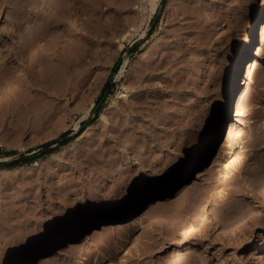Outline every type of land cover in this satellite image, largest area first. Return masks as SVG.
Segmentation results:
<instances>
[{
    "label": "rangeland",
    "instance_id": "obj_1",
    "mask_svg": "<svg viewBox=\"0 0 264 264\" xmlns=\"http://www.w3.org/2000/svg\"><path fill=\"white\" fill-rule=\"evenodd\" d=\"M48 1L29 0L19 26L0 11V57L9 55L0 61V264H11L89 201L115 203L186 154L206 131L252 16L264 6V0H156L152 11V0H56L62 12L77 1L69 4L78 13L74 40L90 45V53L65 44V55L73 47L67 56L75 58L74 73L54 67L60 77L54 80L52 71L53 83L33 88L39 69L35 80L10 55L37 23L42 28ZM80 23L96 27L87 26L92 40H80ZM51 30L61 38L60 28ZM255 44L251 76L237 86L220 137L198 169L158 195L148 214L143 203L32 264H264V36ZM56 139L67 142L41 148ZM96 147L114 149L112 170L101 168V175L94 166L101 176L89 163ZM104 176L106 185L99 183Z\"/></svg>",
    "mask_w": 264,
    "mask_h": 264
},
{
    "label": "bare ground",
    "instance_id": "obj_2",
    "mask_svg": "<svg viewBox=\"0 0 264 264\" xmlns=\"http://www.w3.org/2000/svg\"><path fill=\"white\" fill-rule=\"evenodd\" d=\"M28 1L29 0H0V11L3 12L2 14H4V12H6L5 15L7 17L5 16L6 17L5 20H7L9 22L8 19L15 16L16 19L14 17L13 18L16 21L17 17L20 16L23 13V11L26 12V9L29 7V6L26 7L28 5L27 3H29ZM59 1L57 2L56 0H51L49 5L46 4V6H47L46 10L47 9H49V10L48 11L45 10L46 11L45 13H47V12L48 13L45 14V17H43V20L41 19V22L43 21L41 23L42 28L39 25L37 27V24H39V23H37L35 28L33 27V29L31 31H29V33L27 32V35L29 34L28 37L26 36L27 38H25L23 36L25 39L23 42H22V40L21 41L19 40L20 38L18 39L19 43L17 41L16 44H20L22 42L20 44L19 48H18V46L16 48L14 47V49H13L14 52L12 51L13 53L8 52V51H7V53L5 52L6 54L11 53L10 58L11 57L13 58L16 55L17 59L15 56V60L20 62L19 64H21V63L23 64V65L21 64L22 66L18 65L19 68L24 66L25 72L28 75H32L33 79H35V77H37V82L33 80V82L34 83L36 82V83L31 84L33 86L36 85L33 88L36 87V88L45 89L46 85H48L47 83H49V82L53 83L54 80L58 79L60 77V76L58 77V75L62 71V69H60L58 66H61V68L65 67L64 69H66V70L68 69L70 71L74 67H76L75 65H77L75 60H74L75 58L73 59L72 54L67 56L69 53H73L72 52L73 47H74V49H76L75 47L81 46V45H77V43L75 42L78 34L76 33V31H77V29H76L77 27L75 26L76 22H75V24L73 22L74 20H77V19L73 20V18L74 17L76 18V15L78 13L77 14H74V12L72 13V9L75 7L73 5H75L77 3V1H76V3L74 1V4L72 2L69 3V4H72L73 8L71 7V5L69 6V4H68L67 6H69V7L66 6L65 9H63L66 12L65 11L62 12L61 8H64V7L63 6L60 7L61 2L59 3ZM71 1H73V0H71ZM155 1L156 0H152V3H151L152 4V11L155 9ZM62 3H64V2H62ZM214 3H217V0H213V4ZM64 5H66V4H64ZM60 10L62 12V13L60 12L61 14H63L64 12H65V14L61 15L59 13ZM74 11L77 12L76 9H74ZM42 13H44V11ZM23 15H24V13L19 18H22ZM64 19L67 21H64ZM12 20H11V22H12ZM20 20L18 22L16 21V24L15 23L14 24L16 26H19L20 24H18V23L20 22ZM111 20H113V19H111ZM114 20H115V18H114ZM7 21H6V23H7ZM81 21L79 20V22H81ZM77 22H78V20H77ZM110 22H113V21H110ZM88 23H90V22H88ZM43 24H44V26H43ZM104 24L106 26L109 25L106 23H104ZM104 24H103V26H104ZM80 25L82 26L81 31H84L83 32L84 34H81L82 37H80L81 38L80 40L84 39L85 42H88V40L90 38L89 32H91L88 30L89 29L92 30V28H91L92 25L87 24V26L90 27L89 29L87 28V26H84L85 24L83 25L80 23ZM81 26H80V28H81ZM74 27H76V28L74 29ZM49 28H54V30L55 29L57 30L60 28L61 31H63L62 35L65 36V38H63L62 35H61V38H58V36L55 35L57 33V31H60V30H57L56 33H54V31L52 32V30H51V33H54L55 37H53V34H52L53 38H49L52 41H48L47 36H48V34L51 35V33H48ZM95 28H94V30H96ZM99 29H100V31H102L103 28H99ZM105 31H106V29L104 30V32ZM92 32H91L92 35H90V36H93L95 34V33L93 34ZM99 33L101 34V32H99ZM102 34H103V31H102ZM79 36H80V34H79ZM263 36H264V6L262 7V9L260 11L255 12L252 16L250 30L248 31V34H247L245 41L238 48V50L235 54L231 74H230L223 90L221 91V94L219 95V100L215 106L214 113H213L211 119L209 120V125H208L206 131L199 137V139L194 141L190 150L186 154H184L166 173H164L159 178H156L155 180L153 179V180L143 184L139 188H132V190H130L127 195H125L121 199L117 200V202L115 201V203H112L110 205L94 206V203L92 202L93 200L89 201L86 204V208L69 213L68 216L64 220H62L56 227L52 228L48 232L46 231V233L43 234L37 240V242L35 244L29 246L28 248H25L24 250L22 249V250L18 251L17 254H15L14 258L12 259L11 264H32L33 262L36 261L37 258H39L40 259L39 262L42 263L44 261V257L53 249H58L62 245L67 244V243L73 241L74 239L85 235L87 232L93 230L96 227V225H98L104 221L114 223V221H116V220L126 219L127 217H129L131 215V213H133L136 210V208H138V206H140L143 203H146V205H148L146 208V211L144 213V214H148L154 206V199L158 195H160L162 193L165 195V194L171 192L182 181L187 179V177H189V175L192 174V172L195 169H198V167H200L204 163V161L206 160V157L208 156V153L210 152L211 148L218 141V138L220 137V133L222 131V126H223L224 122L227 120V118L229 117L228 111H229L230 106L232 104L233 98H234V96L236 97V95H237V93H236L237 92L236 91L237 86H239V83H241V82L245 83L246 80L251 76L252 69L254 66V63H252V60H253L252 57L254 58V56L256 55V53L254 52V50H255L254 46L256 45L255 44L256 41L260 40ZM77 38L79 40V37H77ZM21 39H22V36H21ZM71 41H73L72 43H75L77 46H75V44H73L74 45L73 46ZM49 42H50V44L48 45L47 43H49ZM77 42H80V41H77ZM65 44H67L68 46L69 45L73 46V47L72 46L70 47L72 49L69 48L70 51L67 50L68 47L65 48L67 51H69V53L67 55H65V53H64L65 50H62V48L64 49ZM86 44H88V43H86ZM81 47H83V43H82ZM85 47L86 48L83 47V49L81 48V51H79L80 49L77 47L78 49H76V51H78V52L83 51L82 53H84V55H85L86 53H88V51H89L88 47H90V45L89 46L87 45ZM15 49H16V51H15ZM61 52L64 53L63 57H64V55L67 56V58H65V60H64V58L62 59V53ZM84 55L82 54L81 56H82V58H84V61H85ZM6 56H9V55H5V57L2 56V58L5 60ZM70 56H72V57H70ZM2 58L0 57V61L3 60ZM78 58H80V56ZM8 60H9V58H8ZM79 60L80 59H78V61ZM17 61H16V63H17ZM2 62L4 63V61H2ZM12 62H13V60H12ZM8 63L12 64L10 61H8ZM86 63L90 64L89 61H86ZM79 64H81V63H78V65ZM82 65H85V64H82ZM6 66H3V67L7 68ZM46 66H48L47 68H50V70H48L46 68ZM54 67H56L57 70L60 69V71L58 70V72H60V73H57V70L56 71L53 70V69H55ZM1 68H0V70H1ZM22 69L23 68H21V70ZM36 69L38 71H37V75H35V77H34L33 74L36 73V72L34 73V71ZM45 69H47L48 71ZM73 70H72V72H73ZM5 71H7V70L5 69L4 72ZM52 71L55 75H57V74L58 75L55 77V75L52 73ZM25 72H24V74H25ZM45 72H49V74L52 73L53 75L50 74L48 76L47 73H45ZM65 72L66 71L64 70V73ZM66 73H68V71ZM73 73H72V75H73ZM24 74H23V76H24ZM27 74H25V75H27ZM68 74H71V73H68ZM9 75H10V72H9ZM47 76H48V78H47ZM54 77H55V79H54ZM24 78H25V76H24ZM27 78H28V76H27ZM31 80L32 79H30V81ZM22 82H25V80ZM29 85H30V83L28 84V86ZM31 85H30V87H31ZM49 85H50V83H49ZM26 86H27V82H26ZM42 86H45V87H42ZM18 88H21V87H18ZM29 90H30V88H29ZM31 90H33V89H31ZM19 91H21V89ZM85 116H86V114H85ZM100 120L104 121L105 116L102 115L100 117ZM105 121H107V120H105ZM106 133H108V132H106ZM103 137H105V135ZM114 138L115 137H113L112 140ZM105 139H107V138H105ZM110 147H113V146L111 145ZM110 147H108L109 151H106L107 148L104 151L103 149H105V148H103V147H102L103 149H99L98 147L93 148L94 150H96L97 148L99 149V150H96V152H94L93 149H91V150L88 149L89 154H92L93 152H94L93 153L94 155H95V153L98 154L97 157H95V158L91 157V158H94V160L92 159L93 161L89 162V163H92L91 165H93L94 171H95L94 166L96 168H99V170L101 168H105V170L108 168L111 169L110 167H112V165H110V162L113 160V157H111V159H112L111 160V159H108V156L112 152L114 154V149L111 152L112 149H110ZM85 155H87V154H85ZM100 155L103 157L104 160H102V159L100 160L98 158V156H100ZM87 156L85 158L87 160L88 159L91 160V158H87ZM88 157H90V156H88ZM96 158L99 159L100 161L97 160ZM88 165H89V167H91L90 164H88ZM88 165H87V168H88ZM114 165H116V164H114ZM85 170H86V168H85ZM83 171H84V168H83ZM87 171H89V168ZM96 171H97V169H96ZM96 171L94 172L95 174L98 173ZM104 171L103 172L101 171L102 174L101 173L100 174L103 175L104 173L108 172V170H106V172H104ZM89 172H91V170ZM100 174H99V176H101ZM104 177L105 178L101 177L102 180L99 182L102 185H106L109 182L108 177H106V176H104ZM90 182L91 181H89L88 183H90ZM97 182H98V180H97ZM75 183H77V182H74V184ZM88 183H86V184L89 185ZM99 183H94V184H99ZM86 184H84V185H86ZM75 185L73 187H75ZM102 185H100V186H102ZM67 186H69V185H67ZM89 186L91 188H93L91 185H89ZM95 187L98 188L97 185ZM79 188L83 189L84 187L83 188L79 187ZM69 189L70 188H68V190ZM80 189H77V191ZM83 191H85V190H83ZM83 191H80V192L82 193ZM88 191L89 190L87 189L86 192H88ZM112 198L113 197H111V199ZM107 199H109V198H107ZM113 200H111V201H113ZM137 228H141V227L138 226Z\"/></svg>",
    "mask_w": 264,
    "mask_h": 264
},
{
    "label": "trees",
    "instance_id": "obj_3",
    "mask_svg": "<svg viewBox=\"0 0 264 264\" xmlns=\"http://www.w3.org/2000/svg\"><path fill=\"white\" fill-rule=\"evenodd\" d=\"M67 142V140H62V139H56L55 141H53V142H49V143H45L44 145H42V149L43 150H46V148L48 147V146H50L51 144H54V145H56V146H61V145H64L65 143ZM24 160H26V161H28V160H30V159H28V158H23ZM8 166H10L9 164H8Z\"/></svg>",
    "mask_w": 264,
    "mask_h": 264
},
{
    "label": "water",
    "instance_id": "obj_4",
    "mask_svg": "<svg viewBox=\"0 0 264 264\" xmlns=\"http://www.w3.org/2000/svg\"><path fill=\"white\" fill-rule=\"evenodd\" d=\"M119 64H120V62L118 61V63H117L116 66H119ZM104 97H105V93H104L103 96L101 97V99H100V101L98 102V104L96 105V107H94L93 112H95L96 109L99 107V105H100L101 102L103 101Z\"/></svg>",
    "mask_w": 264,
    "mask_h": 264
}]
</instances>
